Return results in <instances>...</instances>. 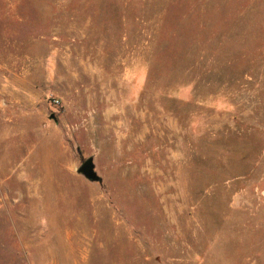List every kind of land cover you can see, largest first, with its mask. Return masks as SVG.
<instances>
[{
    "label": "rangeland",
    "instance_id": "rangeland-1",
    "mask_svg": "<svg viewBox=\"0 0 264 264\" xmlns=\"http://www.w3.org/2000/svg\"><path fill=\"white\" fill-rule=\"evenodd\" d=\"M0 264H264V0H0Z\"/></svg>",
    "mask_w": 264,
    "mask_h": 264
},
{
    "label": "water",
    "instance_id": "water-1",
    "mask_svg": "<svg viewBox=\"0 0 264 264\" xmlns=\"http://www.w3.org/2000/svg\"><path fill=\"white\" fill-rule=\"evenodd\" d=\"M78 171L81 172L90 180H97L99 177L93 171V163L90 158L84 160L78 168Z\"/></svg>",
    "mask_w": 264,
    "mask_h": 264
}]
</instances>
